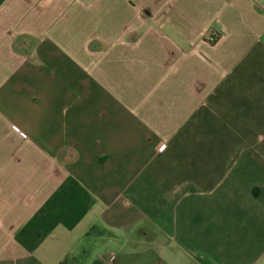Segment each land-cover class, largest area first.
<instances>
[{"label":"crops","instance_id":"1","mask_svg":"<svg viewBox=\"0 0 264 264\" xmlns=\"http://www.w3.org/2000/svg\"><path fill=\"white\" fill-rule=\"evenodd\" d=\"M110 257L264 264V0H0V264Z\"/></svg>","mask_w":264,"mask_h":264},{"label":"built area","instance_id":"2","mask_svg":"<svg viewBox=\"0 0 264 264\" xmlns=\"http://www.w3.org/2000/svg\"><path fill=\"white\" fill-rule=\"evenodd\" d=\"M214 40H215L214 38H211V41H214ZM13 130L15 132H17L20 135L21 138H24V139L27 138V135L25 133L21 132L17 127L14 126ZM164 147H165V145H161L159 147V150H163ZM104 264H116V263H115L114 258L110 257L109 259L104 261Z\"/></svg>","mask_w":264,"mask_h":264},{"label":"trees","instance_id":"3","mask_svg":"<svg viewBox=\"0 0 264 264\" xmlns=\"http://www.w3.org/2000/svg\"><path fill=\"white\" fill-rule=\"evenodd\" d=\"M60 264H78V261L74 258H66L62 263Z\"/></svg>","mask_w":264,"mask_h":264}]
</instances>
